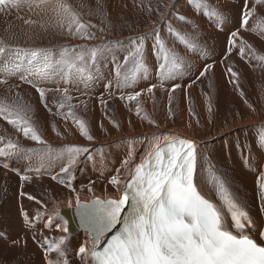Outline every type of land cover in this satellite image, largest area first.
Returning a JSON list of instances; mask_svg holds the SVG:
<instances>
[{
    "label": "snow or ice",
    "instance_id": "6c2138e0",
    "mask_svg": "<svg viewBox=\"0 0 264 264\" xmlns=\"http://www.w3.org/2000/svg\"><path fill=\"white\" fill-rule=\"evenodd\" d=\"M97 2L99 3V0ZM186 3L197 16L214 17L215 26L219 27V21L223 20L222 9L211 7L207 0H186ZM24 5L46 18L40 22L42 28L46 25L57 27L61 29L60 35H64L66 29L67 36L72 39L102 42L99 45L63 46L57 50L27 49L19 46L11 49L14 53L13 59L0 66V73L5 77L0 79V85H5L10 94L12 89L18 88L19 85L9 84V79L18 78L35 89L39 94V102L51 113L46 94H68L65 98L72 100L73 97L69 93L75 88L74 79L82 83L91 80L92 69L98 56L108 51L112 42L106 41L103 36H97L95 31H92L96 25L84 21L80 12L68 0H0V14L9 15L12 9ZM165 8L167 11L160 12L157 6V21L151 18L153 9L149 4L148 15L153 29L151 32L128 38L127 55L123 57V64L116 65L115 83L118 89L131 88L137 75L149 70L146 56L148 41L151 39V52L157 60L159 82L149 85L146 91L153 93L157 87L163 88L166 82L173 81L168 97L171 103L172 93L182 87L174 81L185 65L177 45L191 51L198 47L197 42L202 37L198 20L174 11L176 0L165 5ZM255 12L254 7L249 9L246 3L243 5L241 27L249 24V19ZM172 20H178L179 26L174 25ZM24 23L27 25L38 22L25 20ZM165 30L167 37L164 35ZM100 31L104 32L105 29L101 28ZM237 39H240L237 31H232L228 39L229 54L232 48L237 47ZM244 43L240 40L239 53L242 59L245 56ZM115 44L123 46L124 42L116 41ZM8 50L5 42L0 41V53ZM251 56L259 62H264V55L252 52ZM130 62L135 70L121 78L119 70ZM211 68V64H205L199 72V77L206 76ZM228 73L229 82L239 90L236 79L238 74L231 67L228 68ZM48 84L55 86L46 87ZM60 84L64 87L61 88ZM111 86V82L106 86L109 92ZM240 94L243 98V93ZM140 96L141 92L134 91L126 97L121 96V99L136 101ZM5 99L11 100V103L0 102V119L5 120L17 133H22L25 139L38 145H46L41 126L33 119V115L29 114L31 106L19 105L11 95ZM54 103H57L55 115L65 120L71 117L82 137L89 141L94 139L85 120L77 117L72 111V105H68L69 110L64 114L61 110L65 108V103ZM101 103L106 101L101 100ZM245 103H248L247 100ZM248 106L252 107L250 104ZM208 112L211 123L213 108L210 102ZM139 113L140 109L137 107V114ZM148 122L154 123L151 119ZM261 127L264 128V124ZM53 130H56L55 125ZM151 136L154 143L148 145L140 162L134 163L136 153L133 144L122 161L123 169L117 170V175L109 181L120 192L119 198H96L82 203L77 197L75 213L79 226L87 237L85 243L78 246L74 253L80 264H264V231H252L255 222L244 200L232 188L227 173H220L211 156L202 154L201 145L194 140L177 137L173 133H152ZM161 139L164 140L163 144L160 143ZM254 141L255 147L264 152V132L254 138ZM237 147L242 155L247 153V158L251 159L252 142L245 140L241 144L238 141ZM88 152V148L77 146L59 150H53L51 147L26 149L11 140L0 146V158L26 159L30 164L35 161L38 165L35 166L37 173L41 171V166L51 163L55 154L57 159L66 161V164H61L60 171L68 174L78 158ZM3 167L9 168V164L4 163ZM198 168L205 173L201 183L214 186L215 200L206 196L201 184L197 183ZM121 171L128 175L123 187H120ZM20 179L24 181L29 177L20 175ZM67 186L71 187L70 180ZM259 187L260 202L264 204V178L259 181ZM89 191L92 189L89 188ZM24 195L26 194L21 192V196ZM27 199L32 201L35 197L27 195ZM21 211L27 226L30 220L27 214ZM41 215L38 213L36 219ZM59 215V211L49 215L45 227L50 228L53 216ZM67 224L65 220L63 224L57 225V230L65 235L56 240L45 239L41 245L46 264H68L70 230ZM110 233L112 235L109 236ZM11 243L17 247L24 243L25 248L27 247L24 237L13 239Z\"/></svg>",
    "mask_w": 264,
    "mask_h": 264
},
{
    "label": "bare ground",
    "instance_id": "6f19581e",
    "mask_svg": "<svg viewBox=\"0 0 264 264\" xmlns=\"http://www.w3.org/2000/svg\"><path fill=\"white\" fill-rule=\"evenodd\" d=\"M72 1H75V4L83 13L87 11V8H95L94 6L90 7L85 0ZM231 1L210 0L211 4L209 5L211 7L223 10V20L219 21V27L215 26L214 17L199 16L203 19L201 21L207 24L208 28L213 26L217 30L214 28V34L201 35L202 38L197 42L198 48L196 47L197 49H195V57H189V64L192 66V71L189 74L187 73L188 75L183 76L182 79H175L174 82L181 84L182 87L172 93L171 103L168 97L169 91L171 90L170 85L173 81L166 82L163 88L157 87L153 93L146 91L149 85L158 84L157 64L153 65L152 60L149 59L148 61L150 63L147 62L149 70L138 74L137 80L131 88L118 89L116 87V76L113 73L114 69L112 70L109 65L108 59L102 57L100 58L102 64L96 61L92 69L93 78L91 80L82 83L78 79H74L73 83L75 88L69 93L73 97L72 100L69 101L65 98L68 94L62 95L61 93L54 92L58 102L63 101L66 105L61 111L67 114L69 110L68 105H72V111L77 117L85 120L94 139L89 141L82 137L71 117L65 120L61 116L55 115L57 108L50 107L52 109L51 113L46 111V115L42 114L40 118L38 117L42 123L44 122L43 131H46V134L52 140L51 144L53 146L61 142H67L74 146L88 148L89 152L82 154L71 172L62 174L59 181L52 179L50 182L53 183H50L47 180L37 179V175H34L35 177L30 175V178L35 179V183L29 185L30 187L41 184L45 189L50 188L51 194H53L51 198L48 194L50 198L48 201L38 204L37 208L39 210L36 213L42 214L39 219H36V214L32 215L33 213L27 212L36 207L34 203H31L32 206L27 205L29 203L27 195L22 197L15 191L10 193L6 200L3 201L4 205L1 201L3 207L2 217L4 220H2L3 224L0 225V264H46L41 245L45 239L56 240L65 235L62 231L57 230V225L63 224L66 218L63 215V210L74 208L77 197H79L82 203L90 202L96 198L101 200L119 198L120 192L109 181L117 175V170L123 169L122 161L126 158L127 151L132 148L133 144L135 145L136 153L134 163L140 162L148 145L154 143L151 136L152 133H173L177 137L194 140L201 145V153L211 156L220 173H227V178L230 180L232 188L239 193L240 197L246 203L247 209L250 211L252 219L255 222V227L252 228V231H264V204L260 202L259 198V181L264 178V152H261L255 147L254 141V138H258L261 132H264V128L261 127L264 124V62L257 63V60L247 51L243 59L240 53H235L237 50L233 51L235 55L228 54V39L231 34L228 21L231 10L233 9L231 6L236 5L232 4ZM249 1L247 0L248 8H255V2L257 0L251 1L253 3ZM68 2L70 3L71 1L68 0ZM171 2L172 0H163L160 12L167 11L165 5H169ZM178 2L179 0H176V10L182 7H185V9L189 8L186 0H180L181 4ZM110 5L108 15L112 20V24L109 23L111 24L109 32L112 34V38L113 36H124L123 34L125 33L120 34L119 32L123 30V27L130 20L135 26L134 30L142 26L143 34L152 31V23L146 21L149 16L147 13L141 11H131L128 13L124 10L125 7L134 5L132 0H111ZM239 6L243 10V6L240 4ZM24 7L26 5L18 9H12L9 15L0 14V26L2 25L0 30L3 29L4 34L12 29L13 25L17 29L15 33L11 32L8 36H6V33V38L0 35V41H4L5 44L10 45L8 47L15 48L17 47L16 45H20L19 47L27 49H53L54 47H59L60 49L63 46H70L67 44L69 41L77 44L78 39L68 37L66 29L64 30L65 34L60 35L61 29L57 27L46 25L45 28H41L40 22L46 18H42L36 11L28 10ZM18 10L22 12L15 13ZM261 16L259 17L261 18ZM156 17L155 20L158 21L159 17ZM25 20H35L38 23L26 25L24 23ZM10 21L13 23L11 24ZM138 22L139 26L136 24ZM259 34L262 38L264 37L263 32ZM244 35H246V32H244ZM129 37L132 36L127 35L124 39L128 40ZM257 38L259 40V37ZM241 39L236 40L237 46H240ZM251 45L253 46L255 44L251 43ZM258 45L260 46V44ZM259 49L257 48V50ZM117 50L118 52H123V50ZM250 50L252 49L250 48ZM184 52L187 53L181 47L179 53L183 54ZM0 62L4 64L7 61L0 60ZM205 64H211L212 68L206 76L199 77V72ZM229 67L238 74L236 79L239 84V90H237L236 85L229 82ZM121 70L123 69L121 68ZM181 72L183 73V71ZM0 79H4L1 78V73ZM14 82L21 84L19 79H9V84H13ZM110 82L112 86L109 92L106 86ZM22 86L25 85L23 84ZM54 86L52 84L46 85V87ZM60 87L63 88L64 85L60 84ZM4 89L5 86L0 85V93ZM129 91L130 93L134 91L141 92V96L136 101L121 99V96L126 97L130 94L128 93ZM241 92L243 93V98H241ZM101 100L106 101V103H101ZM245 100H247V104ZM209 102L213 108L211 123L209 122L210 114L208 112ZM249 104L252 107H249ZM30 106L33 107L31 103ZM137 107L140 109L139 115L137 114ZM149 119L154 123H149ZM53 125H55V131L53 130ZM20 137L23 141L25 140L22 136ZM133 138L136 139L134 140ZM245 140L253 143L251 159L247 158V153L242 155L237 147L238 141L243 144ZM80 142H84V144H80ZM160 143H164V140L161 139ZM98 151H104L105 155L102 159L95 156V153H98ZM31 168L34 169V167ZM60 168H58L59 172ZM85 168H88V171H85ZM5 172L6 170L0 169V176H3ZM5 175L7 176V173ZM204 177L205 173L202 169L198 168L196 175L197 183L201 184L206 196L215 200L214 186L212 184L201 183ZM127 178V173L121 171L120 187H123V183ZM69 180L71 181V187L67 186ZM20 183H22V186L19 185V192H23L26 190L25 182L20 180ZM2 188L5 190V187L0 185V189ZM89 188L92 191H89ZM48 197L46 198L48 199ZM36 201L39 200L36 199ZM19 207L20 209H25H22L23 213H28L27 216L30 224L27 226L24 224L22 211L18 212ZM8 208H11V212L8 211ZM56 211H59L60 215L58 217L53 216L50 228L45 227V224L48 223L47 217L53 215ZM67 226L69 227V224ZM19 237L26 239V248L24 243H21L18 247L13 246L11 243V240ZM86 239V233L83 230H79L70 236L69 264H80L79 258L74 253L77 251L78 246L85 243Z\"/></svg>",
    "mask_w": 264,
    "mask_h": 264
},
{
    "label": "rangeland",
    "instance_id": "374dc122",
    "mask_svg": "<svg viewBox=\"0 0 264 264\" xmlns=\"http://www.w3.org/2000/svg\"><path fill=\"white\" fill-rule=\"evenodd\" d=\"M71 4L73 5L74 8H76L77 11L80 12L81 14V17L84 19V21L86 22H89L91 24H95L96 25V28L95 29H92V31H95L96 35L97 36H103L105 37V40L106 41H110L112 42V47L108 50V51H105L103 52L101 55L98 56L97 58V63H101V60L100 58H107L108 59V62H109V65L111 66L112 70H113V73L116 74V71H117V68H116V65L117 63H121L123 64V58L125 55H127V49L129 47L128 43H127V39H124V37H126L127 35L129 36H138V35H141L143 34L142 31H143V27L142 26H139V22L136 23L138 26H139V29L137 30H134L135 29V26L132 24L131 20L127 22V24L123 27V30L121 32H119L120 34H123L124 36H113L112 38V34L109 32V27L110 25L112 24V20L110 19L109 15H108V9H110V4H111V0H99V3L97 2V0H85L88 5L91 6H94L95 8H87V11L85 13H83L80 8L75 4V1H72L70 0ZM162 1L163 0H132L133 4L134 5H130V6H127L124 8V10H126L128 13L131 12V11H141V12H145L148 14V6L149 4L152 6V9H153V12H152V19H155V17L157 16L156 15V8L157 6H159V11H160V8H161V5H162ZM251 1H254V0H250L249 2L250 3H253ZM152 2V3H151ZM244 2V3H243ZM243 2H241V0H232L231 3L232 4H236L235 6H231L233 7V9L231 10V14H230V17H229V21H228V24L231 28V32L232 31H237V33H239V37L241 40H244L246 43H244V47H245V52L247 51L248 53H252V52H255L256 54H259V55H264V40H262L263 38L260 36L259 33L262 34V32L264 33V20H262L261 18L264 17V0H257L255 2V9H256V15H254L252 18L249 19V24L245 27H241V24H240V21H241V12H242V8L239 6L240 5H244L245 3L247 4V0H243ZM248 2V4H249ZM179 4L180 3V0L178 2ZM207 3L208 4H211L210 0H207ZM94 4V5H93ZM158 4V5H157ZM126 5V4H125ZM262 5V6H261ZM98 6V7H97ZM108 6V7H107ZM142 6V7H141ZM258 7V8H257ZM26 9L29 10V8L26 6L24 7ZM95 9V10H93ZM175 11H178L180 14L182 15H185L191 19H196L199 21L200 25H201V28H200V35H209V34H214L215 33V29L216 27H211V28H208L207 27V24H204L202 21L203 19L200 18L199 16H197L190 8H186L185 7H182L181 9L179 10H176L174 9ZM240 10V11H239ZM181 11V12H180ZM183 11V12H182ZM22 11L21 10H18L17 12L15 13H21ZM192 13V14H191ZM263 13V14H262ZM259 14V15H258ZM262 16H261V15ZM240 15V16H239ZM261 16V18L259 17ZM257 17V18H256ZM157 19V17H156ZM238 19V20H237ZM254 19V20H253ZM261 21H260V20ZM202 20V21H201ZM253 20V21H252ZM140 21V20H138ZM147 22H150V19H149V16H148V20H146ZM11 24L13 23L12 21H10ZM111 23V24H109ZM172 23L174 25H177L179 26V22L178 20H172ZM203 23V24H202ZM240 25H239V24ZM109 24V26H108ZM132 24V25H131ZM262 24V25H261ZM131 25V26H130ZM108 26V27H107ZM206 26V27H205ZM249 26V27H248ZM2 27V25L0 26V28ZM129 27V28H128ZM132 27V29H131ZM137 27V26H136ZM42 28V27H41ZM101 28H104L105 29V32H101L100 29ZM127 28V29H126ZM215 28V29H214ZM245 28V29H244ZM261 28V29H260ZM141 29V30H140ZM257 29V30H256ZM127 30H129L127 32ZM134 30V31H133ZM183 30H187V31H192L191 29H183ZM202 30H203V33H202ZM217 30V29H216ZM241 30V31H240ZM246 30V31H245ZM248 30V31H247ZM17 29H16V26L13 25L12 26V29L8 30V32H5L6 36L10 35L11 32H16ZM211 31V32H210ZM139 34H138V33ZM141 32V33H140ZM209 32V33H208ZM244 32H246V35H244ZM256 32V33H255ZM107 33V34H106ZM131 33V34H130ZM136 35H135V34ZM205 33V34H204ZM248 33V34H247ZM250 33V34H249ZM5 34H4V31L3 29L0 30V35H2L4 38L5 37ZM102 34V35H101ZM253 37H252V35ZM258 34V36H257ZM110 37H109V36ZM126 35V36H125ZM164 35L165 37H167V31L165 30L164 32ZM254 35H255V39H254ZM246 36V37H245ZM116 37V38H115ZM123 37V38H122ZM259 37V40L258 38ZM110 38V39H109ZM119 38V39H118ZM249 38V40H247ZM251 38V39H250ZM115 39V40H114ZM246 39V40H245ZM261 39V40H260ZM113 40V41H112ZM150 41H148V45H149V48H148V52H147V56H146V60L147 62L148 59L149 60H152V63L153 65H156L157 64V60L156 57L154 55H152L151 53V39H149ZM21 41V40H19ZM98 41V42H96ZM96 41H81V40H77V44H73L72 41H69L67 42V44H69L70 46H76V45H80V44H85L86 45H99L101 44L102 42L99 41V40H96ZM116 41H123L124 44L123 46H119V45H116L114 44ZM126 41V42H125ZM254 41V42H253ZM263 41V43H262ZM96 42V43H95ZM251 43L255 44V45H251ZM262 43V44H261ZM114 44V45H113ZM251 46L250 48L252 50H250V48L248 47L249 45ZM260 44V46L258 45ZM7 46H10L8 44H6ZM16 45V44H14ZM248 45V46H246ZM16 46H20V45H16ZM239 46V45H238ZM234 47V49H232V53L231 55H235L236 54H239V47ZM178 47V50L180 52L181 50V47H179V45H177ZM198 48V47H197ZM195 48V49H197ZM249 48V49H248ZM257 48L259 50H257ZM8 51H6L5 53H0V57H3V58H6L8 59L9 61L13 59L14 57V53L11 51V47H8ZM39 49H42V48H39ZM59 49V47H54L53 50H57ZM115 49V50H114ZM117 49H120V50H123V52H118ZM185 49V48H184ZM191 50V53L189 50H186L187 53H183V54H180L181 56L184 57V60H185V64L184 67H183V73L180 72L179 74V77L178 79H182L183 76H186L189 74V72L192 71V66L191 64H189V57L190 56H194V53H196V50ZM254 49V50H253ZM117 50V51H116ZM237 52H233V51H236ZM126 51V52H125ZM195 51V52H194ZM118 54H117V53ZM110 53V54H109ZM112 53V54H111ZM193 53V54H192ZM261 53V54H260ZM109 54V55H107ZM121 54V55H120ZM229 54V53H228ZM107 55V56H106ZM227 57V56H226ZM188 60V61H187ZM256 60V59H255ZM257 63H260L258 61H256ZM150 63V62H149ZM131 65V66H130ZM132 63L130 62L128 65L124 66L122 69L123 70H119L120 72L124 71L121 73V78H123V76L125 74H130L132 71H134V65L132 67ZM115 67V68H114ZM134 69V70H133ZM126 72V73H125ZM130 72V73H129ZM182 73V74H181ZM188 73V74H187ZM124 74V75H123ZM138 77V75H137ZM1 78H5L3 76H1ZM148 79V78H147ZM137 80V79H136ZM158 80V79H157ZM159 82V81H158ZM15 83V84H14ZM12 85H20L18 88H13L12 89V92L9 94L8 93V90H7V87L5 86V89L0 93V102H3L4 104H10L11 103V100H6L5 97L8 96V95H11L19 105H24V106H28L30 105V103L32 104L33 107H30L29 108V113L33 115V119L38 123V125L41 126V134H42V137L43 139L46 141V145H38L36 144L35 142L31 141V140H28V139H25L23 137V134L22 133H17L15 131V129L12 128L11 125H8L7 122L3 119H0V146H3L4 144H6L9 140L13 141V142H18L22 147L26 148V149H38V148H45V147H51L53 150H59V149H64L66 147H69V146H74L73 144H69L67 142H61L59 144H55L53 146L52 143V140L48 137V135L46 134V131H43V127H44V122L42 123L39 118L40 116H42V114H47V112L49 113V111L39 102V94L36 93L35 89H33V87H31L30 85L28 84H24L21 82L20 83H16L14 82ZM11 84V83H10ZM27 85L26 87L25 86H22V85ZM28 88V89H27ZM26 89V90H25ZM128 89V88H127ZM130 93V91L128 92ZM50 96V97H49ZM48 97V98H47ZM52 97V98H51ZM46 99H47V103L49 105V107H54V108H57V103H54V101L58 102L57 98H56V95L54 94V92H48V94H46ZM37 101V102H36ZM52 105V106H51ZM34 110V112H33ZM40 111V112H39ZM47 111V112H46ZM37 113V114H36ZM39 117V118H38ZM37 120H36V119ZM5 127V128H4ZM7 127V128H6ZM69 131H70V128H69ZM91 134V132H90ZM22 136L25 140L23 141L21 139ZM50 141V142H49ZM54 142V141H53ZM36 144V145H35ZM64 144V145H63ZM80 144H84V142H80ZM52 145V146H51ZM63 145V146H62ZM78 147V146H77ZM103 153V154H102ZM105 153L104 151H98V153H95V156L99 159H102L104 157ZM79 159V158H78ZM56 160V161H55ZM61 162L65 163L66 164V161H61L60 159H57L56 158V155L54 154L52 159H51V163L48 165V164H44L43 166H41V171L39 173H37V171L35 170V166H38L36 165V162L33 161L31 164L29 163L28 160H16V159H12V160H5L4 158H0V169H4L6 170L5 173H7V176L4 175L3 176H0V185H3L5 187V190L4 188L0 189V225H2L3 221V212H2V203L4 205V200H6V198L9 196L10 193L12 192H15L17 191L18 195L21 196V192H19V185L22 186V183H20V176L19 175H27L29 177V179L27 180H24L23 182H25V188L26 190L23 191V193H25L26 195H32L35 197V200H32L30 201L29 200V203H27V205H30L32 206L31 203H34L36 204V207L31 209L30 211H27L28 213H33L32 215H35L37 216L38 213H36V211L38 212V204L39 203H36V199L39 200L40 202H46L48 201L53 194H51V190L50 188H44L41 184L40 185H37V186H33V187H30L29 185H33L35 183V179L34 178H30V175H32L33 177H35L34 175H37V179H40V180H47V181H51L53 179V177H56V181H59L60 179V176L64 173H62L61 171L59 172L58 168H60V164H62ZM4 163H8L9 164V168H4L3 167V164ZM22 166H21V165ZM54 167H53V166ZM46 166V167H44ZM20 167V168H19ZM25 167V168H24ZM29 167V169H28ZM31 167H34V169H32ZM48 167V168H47ZM56 168V169H55ZM51 169V170H50ZM24 170V171H22ZM57 170V171H55ZM85 171H88V168H85ZM51 172V173H50ZM19 173V174H17ZM53 173V174H52ZM56 173V174H55ZM49 174V176H48ZM55 174V175H54ZM39 175V176H38ZM47 175V176H45ZM53 175V176H52ZM41 176V177H40ZM45 176V177H44ZM48 177H52V178H48ZM47 178V179H46ZM5 183H8V184H5ZM3 182V183H2ZM30 182V183H29ZM50 183H53V182H50ZM7 185V186H5ZM8 188V189H7ZM48 189V190H47ZM4 190V191H3ZM6 190H7V193H6ZM50 191V192H49ZM8 194V195H7ZM50 195V198L48 197ZM24 195V196H26ZM47 195V196H46ZM22 196V197H24ZM48 197V199L46 197ZM44 198V199H43ZM46 198V199H45ZM2 201V203H1ZM20 205V204H19ZM37 208V209H36ZM11 208H8V211L11 212L10 210ZM23 208L20 209V207L18 208V212H21ZM25 210V209H23ZM35 211V213H34ZM27 213V215H28ZM23 216V215H22ZM65 218V217H64ZM23 219V218H21ZM24 220V219H23ZM66 220V218H65ZM82 230V229H81ZM38 251V250H37ZM38 253L40 254V252L38 251ZM54 255V254H53ZM36 256V255H34ZM2 258V257H1ZM4 258V257H3ZM69 256H68V264H69ZM32 262H34L32 260Z\"/></svg>",
    "mask_w": 264,
    "mask_h": 264
},
{
    "label": "water",
    "instance_id": "95a60500",
    "mask_svg": "<svg viewBox=\"0 0 264 264\" xmlns=\"http://www.w3.org/2000/svg\"><path fill=\"white\" fill-rule=\"evenodd\" d=\"M72 210L73 209H71L70 211H63V215L66 217V216H68V214L70 213V212H72Z\"/></svg>",
    "mask_w": 264,
    "mask_h": 264
}]
</instances>
